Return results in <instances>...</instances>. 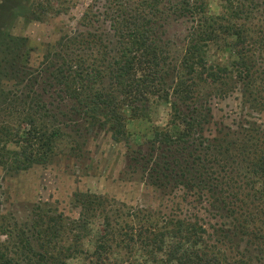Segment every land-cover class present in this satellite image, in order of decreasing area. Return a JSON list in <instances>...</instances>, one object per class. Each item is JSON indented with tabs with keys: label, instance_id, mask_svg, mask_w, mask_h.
Here are the masks:
<instances>
[{
	"label": "trees",
	"instance_id": "16d2710c",
	"mask_svg": "<svg viewBox=\"0 0 264 264\" xmlns=\"http://www.w3.org/2000/svg\"><path fill=\"white\" fill-rule=\"evenodd\" d=\"M220 1L224 23V17L229 15L236 19L242 16L246 23L250 19L258 22L264 16V0ZM115 2L118 14L109 17L110 33L99 36L95 31L67 37L28 74L36 90L30 91L31 97H26L29 102L23 105L27 113L34 112L29 123L26 116L23 118L28 126L23 134L16 132L11 138L21 159H13L14 169L10 170L18 173L47 163L52 142L59 136L57 125L64 130L73 128L72 137L74 134L79 139L88 133L83 128L85 133L79 135L82 125L95 122L108 126L112 141L125 143L126 121L147 119L149 105L167 106L171 113L168 126L180 130H156L148 142V152H132L131 172H140L147 185L164 195L170 188L185 190L197 202L205 203L213 218L223 214L232 221V230L218 228L217 242L231 243L229 236L238 237L245 242V249H235L229 257L209 244L202 222H155L151 220L153 213L141 210L122 214L119 208L112 209V215L105 212L94 229L95 225L89 223L91 209H86L78 220H66V226L60 220L54 224L56 228H49L50 234L67 230L64 234L70 240L68 246L53 244L59 248L58 253L52 248V241L43 238L42 231L34 225L24 230L32 233L21 241L27 255L16 259L15 264H68L78 259H82V264L264 263V129L243 125L234 131H219L215 136L205 137L203 133L211 119L212 97L238 90L244 107L253 113H264V33L257 31L260 37L252 42V32L247 28L217 24L220 18L199 17L197 20L201 21L188 40L185 56L175 65L163 43V34L157 31V22L166 21L170 14L203 15L201 1L180 0L171 5L169 0H150L142 4L148 11L163 16V20L151 12L135 13L125 3ZM223 38L233 39L223 44L230 48L233 60L226 67L207 66L204 56L208 48H222L219 43ZM21 43V39H15V59L20 58L17 55L23 48ZM255 45L257 54L251 49ZM24 69L15 63L16 75H22L19 70ZM209 86H216L220 92L204 93ZM36 110L43 112L46 126L35 122L39 113ZM86 203L92 208V202ZM90 236H94L91 253L79 246ZM36 248L39 253H35ZM6 255L0 242V264L12 263Z\"/></svg>",
	"mask_w": 264,
	"mask_h": 264
},
{
	"label": "rangeland",
	"instance_id": "374dc122",
	"mask_svg": "<svg viewBox=\"0 0 264 264\" xmlns=\"http://www.w3.org/2000/svg\"><path fill=\"white\" fill-rule=\"evenodd\" d=\"M147 1L150 0H0V97L5 96L0 98V242L5 247V254L11 259V264H15V260L20 259L23 254L27 255L21 241L29 238L32 233H24V230L28 231V228L34 225L42 231L43 238L52 241V248H66L70 242L68 238L65 239L64 233L67 230L50 234L49 228L55 227L54 224L57 225L61 221L62 225L66 226V220H78L86 209H91L89 223L93 225L103 220L105 212L109 216L112 215L110 210L117 208L122 214L137 210L151 212V220L155 222L196 219L200 224L203 223L209 244L215 245L229 257L235 254V249L241 252L245 249V242H240L238 237L229 236L231 243L217 242L218 228L232 230V221L224 218L223 214L221 218H213L206 204L197 202V199L189 196L185 190L170 188L164 195L147 185L141 179L140 172H131L129 158L132 152H148V142L153 139L156 130H168L171 133L180 130L179 127L168 126L171 113L167 106L149 105L150 114L147 119L126 121L125 143L112 141L108 126L101 127L95 122L89 121L82 125L79 135L85 133L83 128L87 129L88 133L79 139L74 134L72 137L73 128L64 130L57 125L55 130L59 136L52 142V153L47 163L18 173L10 170L14 169L13 159H21L16 155L19 150L10 143L11 138L16 132L23 134V129L28 128V118L34 112L27 113L28 109L23 105L29 102L26 97H31L30 91L36 90L35 85L32 87L33 82L28 74L35 71L49 57V53H54L57 45L63 43L65 38L95 31L99 36H102L103 32L108 33L112 25L110 19L113 14H118L114 2H123L127 5L126 8L132 9L133 12L148 15L151 11L142 6ZM169 1L172 5L180 0ZM200 1L199 5L202 9L205 8L203 15L191 16L189 13H183L182 17H175L170 14L166 21L157 22L158 26L164 25L162 29L157 26V31L163 34V43L167 46L169 58L175 65L185 56L188 40L191 34L197 31L201 21L197 20L199 17L220 18L216 21L217 24L247 28L252 32V42H256L260 37L257 31L264 33V16L258 22L250 19L246 23L242 16L236 19L229 15L224 17V23L223 5L220 0ZM151 13L160 16L156 12ZM110 16L112 17L109 18ZM159 18L164 19L163 16ZM16 38L21 39L23 45L17 55L19 59H15ZM231 41L233 39L223 38L219 46L222 47L224 43ZM98 48L99 46H96L95 49ZM251 49L253 54H257L256 45ZM93 56L95 53L91 54V58ZM204 58L210 67H226L233 60L230 48L223 46L219 49L213 45L208 48ZM15 63L25 66L24 70H19L22 75L15 74ZM232 87L236 88V83ZM211 90L220 92L216 86H209L204 93ZM209 108L211 119L208 125L204 126L205 137L215 136L217 132L225 129L234 131L243 125L264 129V113H253L244 107L238 90L220 98L212 97L209 100ZM23 111L25 113H21ZM42 114L43 112L37 113L35 122L46 126L48 121ZM25 116L26 124L22 121ZM86 200L92 202V208L86 206ZM56 235L58 239L54 240ZM93 237L80 242V249L91 253L94 247ZM54 243H57L58 247H54ZM35 253H39L37 248ZM82 263V259L68 262Z\"/></svg>",
	"mask_w": 264,
	"mask_h": 264
}]
</instances>
